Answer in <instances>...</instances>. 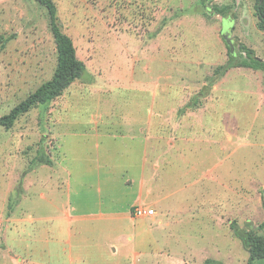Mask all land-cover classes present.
<instances>
[{
  "label": "rangeland",
  "instance_id": "374dc122",
  "mask_svg": "<svg viewBox=\"0 0 264 264\" xmlns=\"http://www.w3.org/2000/svg\"><path fill=\"white\" fill-rule=\"evenodd\" d=\"M51 1L61 32L94 82H75L47 109L0 127V264L39 259L37 218H56L66 205L71 221L83 218L72 229L79 226L82 237L90 232V241L132 247L147 231L161 230L158 241L179 231L177 238L198 245L146 251L155 254L147 264H248L247 235L264 237V71L234 68L213 85L212 79L229 60L228 46L243 59V45L264 63L255 0ZM0 37L1 118L53 78L58 52L49 11L36 0H0ZM105 135L125 140L140 163L137 176L123 179L135 200L110 234L107 215H89L122 208L98 191L105 185L118 190L132 165L121 141L106 139L100 151L90 144ZM90 165L94 174L86 177ZM62 166L70 184L63 198L49 192L54 209L41 213V194ZM160 197L176 204L180 216L162 210ZM141 203L158 217L135 219L132 208ZM125 253L122 261L100 253L83 259L135 264L143 252Z\"/></svg>",
  "mask_w": 264,
  "mask_h": 264
},
{
  "label": "crops",
  "instance_id": "0c3cea01",
  "mask_svg": "<svg viewBox=\"0 0 264 264\" xmlns=\"http://www.w3.org/2000/svg\"><path fill=\"white\" fill-rule=\"evenodd\" d=\"M106 139H110L112 141H121L124 145H122L123 147H126V153L129 156L127 162L129 165H132L131 168H125L126 172L124 174V176L121 179V183L118 185V190L116 189V186H112L111 188L107 185H105V187H103V189H99V194L100 196L104 195V192L106 193V195L111 196V200L113 203H121L123 204L122 208L120 210L117 209H109V210H100L96 213H92L91 215H98V214H105L107 215V217H109L110 221H111V227L108 228V225H110L109 223L107 224L105 222V234H108L110 231L112 232V227L115 226L113 228V231L115 230V228L119 227L120 224L118 223L119 221H115L120 214V211L124 209V207L126 206L127 203H130L132 201L135 200V190L134 189H130L126 186H124L123 184V179L124 177L127 175V173H129L128 175L130 176H137L138 172H139V167H140V163H139V152H134L132 151V147L129 145L125 144V140L122 139H118L116 137L113 136H104L102 137V141H100V143H96L95 141L90 140V144H92V146L97 150L100 151L101 148H103L106 144ZM66 163H64L65 165ZM133 168H135V173L133 172ZM62 170L60 171V175L57 174L56 179L54 180H50V184L47 186L46 188V193L45 194H41V206L40 207V211H42L41 213L45 212L47 210V208L53 207L54 209V203L52 202V198H50L51 196L49 195V192H59V194L61 195V198L64 197L63 195V191L68 187V185L70 183H66V178H64V173L66 172V169L64 168V166H62L61 168ZM86 169H88V176L86 177H92V175L94 174L93 172V168H91V165L89 167L85 168V172ZM143 170V167H142ZM68 172V170H67ZM72 174V171H70ZM143 172V171H142ZM132 173V174H131ZM86 175V174H85ZM143 175V174H142ZM98 179H99V183H102L100 175L98 173ZM66 184L65 188L60 191V186ZM108 184V183H107ZM42 189H44L45 184H42ZM105 189V190H104ZM158 194H161L162 196H164L165 198L171 197L172 195L167 191L166 193H163L160 191V188L158 189ZM118 195V198L116 197ZM15 196V192L13 193L12 196V200L14 201L13 197ZM128 197V198H125ZM101 198V197H100ZM139 198H142L141 196H139ZM165 198H161L160 197V208L162 210H167L168 212H177L179 213L178 215L180 216V210H178L179 208L176 207V204H174L175 206H172L171 202H166V200H164ZM125 201V202H123ZM95 202V201H94ZM165 202V203H164ZM70 203V201H69ZM97 203H102V198L98 200ZM12 204V203H11ZM13 205V204H12ZM69 205V204H68ZM77 205V204H76ZM158 205V204H157ZM66 206L63 207L61 206V208L56 209V218L54 217H50V216H46V217H42L40 219L37 218V220L40 222L41 226H42V230H41V256L39 259H32L30 261L29 264H86V260L83 258H92V256H96L97 253L100 254H108L109 257H111L112 259L116 258V259H123L125 258V251H131V250H140L143 253L142 254H138V261L135 264H147L145 263V261H149L155 254H147L145 253L146 251H148V253H151L150 251H160V250H184V251H192L194 249L198 248V245L196 246H192L190 244V242L186 239L187 238H177V236L179 235L178 232L179 231H173L172 235L167 237H162L164 240L163 241H158L156 240L157 237H159V235H165L164 232L160 231H147V235L141 239V241L135 243L132 245V247H130L129 244H121L119 246H114L111 242L109 241H90L87 237V235L90 234V232H84L83 237L80 236L81 235V231H80V227L78 226L76 228V231H74L72 229V224H80V222L83 221V218L79 215L76 216L75 220L70 219L68 213H66ZM136 207H144L146 209H154V208H149L146 206V204L141 203V204H136L133 208H132V212ZM158 209V206H157ZM181 209V208H180ZM76 208H72L73 212H76ZM155 210V209H154ZM156 211V210H155ZM166 211V212H167ZM39 213V214H41ZM157 213V211H156ZM38 213L36 214L39 215ZM95 215V216H96ZM158 217V213L157 215L154 216V218H146L149 220H153L156 219ZM121 230V229H120ZM110 232V233H111ZM75 233L77 235H79V239L77 238L75 240ZM109 233V234H110ZM168 241H167V240ZM48 240V241H45ZM146 240V241H145ZM132 244V243H130ZM113 248H116V254L113 253L111 250ZM111 252V253H110ZM104 256V255H103ZM152 256V257H151ZM97 260V259H96ZM207 260H211V259H207ZM206 260V261H207ZM122 261V260H121ZM205 261V262H206ZM214 261V260H212ZM90 261H88V263H90ZM205 262L203 264H205ZM220 262V261H217ZM1 263V262H0ZM222 263V262H220ZM223 264V263H222Z\"/></svg>",
  "mask_w": 264,
  "mask_h": 264
},
{
  "label": "trees",
  "instance_id": "16d2710c",
  "mask_svg": "<svg viewBox=\"0 0 264 264\" xmlns=\"http://www.w3.org/2000/svg\"><path fill=\"white\" fill-rule=\"evenodd\" d=\"M44 5L50 15L51 28L58 52V63L53 78L42 85L34 94L15 107L10 114L0 118V127L11 128L19 117L29 113L32 109L43 107L47 109L54 101L59 99L75 82L93 84L94 77L89 73L86 65L78 59L72 39L63 34L57 24L56 7L51 0H36ZM255 16L258 19V29L264 32V0H255ZM1 40V37H0ZM229 60L225 66L219 68L212 79V85L234 68H249L264 71V63L258 59L254 51L241 46L242 58L235 49L228 46ZM197 103V101H195ZM239 237V236H238ZM246 243L249 245V262L255 264L264 262V237L249 233ZM205 264H222L207 260Z\"/></svg>",
  "mask_w": 264,
  "mask_h": 264
},
{
  "label": "built area",
  "instance_id": "2783aa9c",
  "mask_svg": "<svg viewBox=\"0 0 264 264\" xmlns=\"http://www.w3.org/2000/svg\"><path fill=\"white\" fill-rule=\"evenodd\" d=\"M133 216L135 219L142 218H151L156 215V211L154 209H146L144 207H136L133 212Z\"/></svg>",
  "mask_w": 264,
  "mask_h": 264
},
{
  "label": "water",
  "instance_id": "95a60500",
  "mask_svg": "<svg viewBox=\"0 0 264 264\" xmlns=\"http://www.w3.org/2000/svg\"><path fill=\"white\" fill-rule=\"evenodd\" d=\"M224 29H225L224 31H228V29H229L228 23H225L224 24ZM226 42L229 43L228 40H227V38H226Z\"/></svg>",
  "mask_w": 264,
  "mask_h": 264
}]
</instances>
